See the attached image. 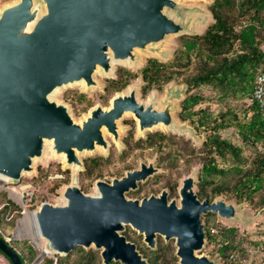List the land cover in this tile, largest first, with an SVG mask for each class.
Instances as JSON below:
<instances>
[{"label":"water","instance_id":"95a60500","mask_svg":"<svg viewBox=\"0 0 264 264\" xmlns=\"http://www.w3.org/2000/svg\"><path fill=\"white\" fill-rule=\"evenodd\" d=\"M187 9L178 0H16L5 6L0 12V175L19 183L33 172L45 140H53L57 156L65 154L68 167L82 171L78 153L100 147L108 154L107 134L120 144L119 122L125 115L137 120L138 138L158 127L179 134L191 131L174 118L169 100L164 108L156 107L154 97L140 101L135 86L116 94L110 107L91 108L80 123L68 105L53 99L56 91L76 83L98 86L95 73L112 76L113 62L135 64L137 51H148L172 35L192 34L190 21L184 20ZM157 171L154 163H142L141 169L112 183L97 181L96 195L74 184L64 192L66 204L43 203L35 212L48 242L49 251L43 254L66 255L77 246L94 245L105 264H150L121 234L130 225L151 248L158 235L175 239L179 264H219L198 253L206 239L202 215L212 212L231 219L236 206L222 199H198L193 176L183 180L180 205L175 199L169 202L167 190L127 198V192ZM0 250L13 264H23L2 237Z\"/></svg>","mask_w":264,"mask_h":264},{"label":"trees","instance_id":"16d2710c","mask_svg":"<svg viewBox=\"0 0 264 264\" xmlns=\"http://www.w3.org/2000/svg\"><path fill=\"white\" fill-rule=\"evenodd\" d=\"M209 9L212 21L202 33L180 37L181 44L166 61L151 57L139 72L121 68L117 76L109 79L101 92L105 101L124 90L132 80L141 77L142 93L148 95L155 88L162 89L171 81L187 85V94L181 101L179 117L206 134L197 146L191 140L172 132L150 131L145 137L136 138V128H132L124 141L125 149L115 158L95 155L85 159L84 170L80 174L81 189L88 193L99 179L112 175H123L120 168L114 172L117 160L127 162L138 152L155 154L158 166L164 169L130 191V197H147L151 192H160V183L167 184L172 192L177 191L178 183L173 175L184 156H200L197 195L201 200L213 202L219 197L224 201L235 199L238 203L262 211L264 209V115L259 104L252 99L256 77L264 68V0H213ZM216 92L226 106L219 114H211L209 108L201 104L210 101L200 90ZM77 112H87L93 103L86 92L66 93ZM251 99V104L243 109L241 116L231 100ZM197 107V108H196ZM228 131H234L241 139L236 143ZM61 173L70 170L60 168ZM39 182V176L32 178ZM65 181L61 179L58 184ZM45 201L44 197L41 202ZM22 214L21 206L0 191V237L20 255L23 264H32L39 251L27 240H7L5 233L16 225ZM209 212L202 216L206 239L204 249L210 259L219 264H264V240H254L249 234L240 232L238 226L229 225ZM210 225L216 228L213 234ZM130 241L150 264H179L176 255L175 239L166 241L158 237L157 245L151 248L143 241V236L130 228L125 231ZM201 250V251H202ZM200 251V252H201ZM10 264V258L0 250ZM39 264H105L101 251L90 246H77L69 254L45 256ZM109 264H122L111 261Z\"/></svg>","mask_w":264,"mask_h":264},{"label":"rangeland","instance_id":"374dc122","mask_svg":"<svg viewBox=\"0 0 264 264\" xmlns=\"http://www.w3.org/2000/svg\"><path fill=\"white\" fill-rule=\"evenodd\" d=\"M16 0H0V12L1 10L15 2ZM183 6L189 8L188 11L185 12V19L190 21V26L192 28L191 32L194 33H202L207 25L212 21V14L209 9L210 4L213 0H178ZM190 35V34H185ZM184 35H172L165 42L155 46L154 48L148 51H137L138 54V62L133 63H121L116 62L114 64V68L112 70V76H107L103 71H98L95 73V80L98 82V86H93L90 88H85L83 84H76L67 87L61 88L58 92H56L53 96L59 103H64L69 106L70 113L76 120V122H81L88 114L91 108L100 104L104 108H108L111 106V100L105 101L101 92L104 90V87L108 83L109 79H112L117 76L118 71L121 68H128L134 72H139L142 66H144L147 60L151 57H156L160 60L166 61L168 60L174 53V50L181 44L180 37ZM135 86L138 89V99L143 102H148L150 97L155 98L156 107L164 108L167 104L166 99L172 103L173 107V116L180 123H184L188 125L191 131L179 134L174 133L173 131L164 129L162 127L154 128V130L146 131L147 133L155 130H162L164 132H172L174 134H178L183 136L184 138L191 140L195 145L199 146L202 141L205 139L206 134L204 131L199 132L190 121H183L179 117V113L181 110V101L185 98L187 94V85L179 84L176 81H171L162 89L155 88L148 93V95H143L142 86L143 80L141 77H138L135 80H132L131 83L122 91L117 92L125 93L129 90L130 87ZM75 91L86 92L88 98L93 103V106L87 111H79L77 112L73 105L64 99V95L66 93H73ZM200 93L205 94V96L210 100L203 104H201L202 108H209L211 114L217 115L221 110H226L225 104H223L219 99H215L216 92L210 89L200 90ZM115 94V95H116ZM114 95V96H115ZM234 108L238 109L240 115H243V109L247 108L249 104H251V99L246 100H231L230 103ZM197 108V107H196ZM132 128H136L135 137H139L138 132V124L137 120L132 115H126L124 119L119 122V139L120 144H118L113 135L107 134V140L109 142L110 150L109 153H103L102 149L97 150L95 152H84L80 154V159L84 162L86 158L101 155L108 156L113 154L115 158H118L119 154L127 147L124 137L128 135ZM146 133V135H147ZM228 136H230L236 143L241 144V139L239 138L236 132L228 131ZM185 158L180 162L177 169L169 174L173 175L175 181L178 183L177 191L172 194L169 186L164 183H160L156 188L160 189V192H151L147 197L151 195H159L163 190H167L169 193L170 200H178L180 199V187L183 184V180L186 177L193 176L195 178L194 190L197 192L199 188V170L202 166L201 157L196 155L193 157L184 156ZM118 164L116 168L113 167L111 171H115L120 168L123 172V175H112L109 178L99 179L107 182H112L115 178H122L127 172L139 169L142 163H154L156 167L159 168L158 172L148 179H151L155 175H160L164 172V169L158 166L157 157L155 154L150 155L148 152H138L134 157L129 158L127 162L121 163L117 160ZM34 170L31 173L25 174L22 177V180L19 183H14L13 181H8L0 177V191H6L8 196L12 198L15 202H17L22 208V214L17 219L16 225L12 229H8L5 233L7 240H21L27 239L38 251V256L32 264H39L42 262L45 256L55 257L56 252L51 251L49 254H43V251L48 250V242L47 240L40 235V232L37 228L36 224V216L35 212H37L43 203H51L53 205H64L67 200L64 196V192L67 187L77 184L81 188L80 181V172L81 170H75L73 167H68L65 164V160L60 156H56L52 150V145L50 143L45 144V149L43 155L40 158H37L34 162ZM60 168L64 170H70L69 174L61 173ZM84 170V169H83ZM39 176V182H35L32 178H36ZM63 179L65 182L61 185L58 182ZM147 179V180H148ZM97 180V181H99ZM141 181L138 183V187L140 184L146 182ZM97 181L95 185L90 189V191L86 194L88 195H96L98 193ZM84 192V191H83ZM85 193V192H84ZM126 196L130 199H142V198H133L129 197L130 195L126 193ZM45 199V201L41 202V198ZM222 197L217 198L216 200H220ZM214 200V201H216ZM224 200V199H222ZM228 204H233L236 206V215L231 218H222L218 214L216 217L221 219L223 222L229 225L238 226L240 232L244 234H249L250 237L254 238V240L263 239L264 240V209L262 211H255V209L246 205V203H238L235 199L231 201H226ZM204 215V214H203ZM202 215V216H203ZM130 228V233L133 234V230H135L132 226L127 225L125 231ZM137 231V230H135ZM138 234H140L137 231ZM142 235V234H140ZM143 241H144V235ZM160 235H158L159 237ZM157 237V240H158ZM163 237V236H162ZM164 238V237H163ZM173 240V239H172ZM132 242V241H131ZM145 242V241H144ZM146 243V242H145ZM147 244V243H146ZM95 247L94 245H92ZM86 248V247H85ZM89 248V247H88ZM96 248V247H95ZM100 250V249H98ZM101 251V250H100ZM201 255H206L209 253V249H204L201 252H198ZM58 254V253H57ZM0 264H10L8 259L0 253ZM249 264V263H246Z\"/></svg>","mask_w":264,"mask_h":264},{"label":"built area","instance_id":"2783aa9c","mask_svg":"<svg viewBox=\"0 0 264 264\" xmlns=\"http://www.w3.org/2000/svg\"><path fill=\"white\" fill-rule=\"evenodd\" d=\"M252 99L259 104L260 110L264 115V68L260 69L257 74ZM210 230L213 234L216 232V228L212 225H210Z\"/></svg>","mask_w":264,"mask_h":264},{"label":"bare ground","instance_id":"6f19581e","mask_svg":"<svg viewBox=\"0 0 264 264\" xmlns=\"http://www.w3.org/2000/svg\"><path fill=\"white\" fill-rule=\"evenodd\" d=\"M113 64H115V62H113ZM98 71H100V70H98ZM76 84H77V83H76ZM79 84H83V82H80ZM59 90H60V89H59ZM56 92H57V91H56ZM125 116H126V115H125ZM47 143H50V144L52 145V147H53V140H45V144H47ZM97 150H100V147H99ZM53 152H54L55 155L57 156V153L55 152L54 149H53ZM78 155H79V157H80V153H78ZM58 156H60L61 158H63V160L66 159V156H65L64 153H61V154L58 155ZM36 159H37V158L34 159V162L36 161ZM73 166H76V165H73ZM75 168H77V167H75ZM0 177L3 178V179H5V180H8L7 177H4V176H2V175H0ZM35 220H36V218H35ZM36 224H37V221H36ZM37 228H38V230H39V232H40V229H39V227H38V224H37ZM40 235H41V233H40ZM42 237H43V236H42Z\"/></svg>","mask_w":264,"mask_h":264},{"label":"flooded vegetation","instance_id":"af4514ba","mask_svg":"<svg viewBox=\"0 0 264 264\" xmlns=\"http://www.w3.org/2000/svg\"><path fill=\"white\" fill-rule=\"evenodd\" d=\"M108 156H110V155H108ZM106 157H107V156H106ZM149 164H150V163H149ZM149 164H148V165H149ZM154 166H155V165H154ZM155 167H156V166H155ZM156 168L159 170L158 167H156ZM139 169H141V167H140ZM157 172H158V171H157ZM157 172H156V173H157ZM156 173H155V174H156ZM148 178H149V177H148ZM109 183H112V182H109ZM182 185H183V184H182ZM194 185H195V182H194ZM181 187H182V186H181ZM181 187H180V188H181ZM179 191H180V190H179ZM194 191H195V190H194ZM127 193L130 195V191L127 192ZM161 193H162V192H161ZM161 193H160V194H161ZM195 193L197 194V192H195ZM160 194H159V195H160ZM168 195H169V193H168ZM129 197H130V196H129ZM127 198H128V197H127ZM128 199H130V198H128ZM142 199H143V198H142ZM198 199H200V198L198 197ZM173 200H174V199H173ZM180 200H181V195H180V199H179V201L177 200V202H178L179 205H180ZM200 200H201V199H200ZM204 200H205V199H204ZM171 201H172V200L169 199V202H171ZM201 201H203V200H201ZM121 234H122V235H125L124 232H122ZM125 236H126V235H125ZM126 237H127V236H126ZM157 237H158V236H157ZM127 239H128V237H127ZM128 241H130V240L128 239Z\"/></svg>","mask_w":264,"mask_h":264}]
</instances>
